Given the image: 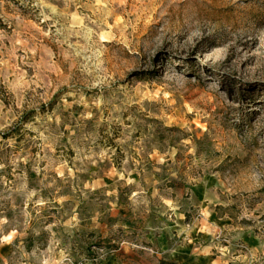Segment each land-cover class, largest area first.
Segmentation results:
<instances>
[{"label":"rangeland","instance_id":"374dc122","mask_svg":"<svg viewBox=\"0 0 264 264\" xmlns=\"http://www.w3.org/2000/svg\"><path fill=\"white\" fill-rule=\"evenodd\" d=\"M0 264H264V0H0Z\"/></svg>","mask_w":264,"mask_h":264}]
</instances>
